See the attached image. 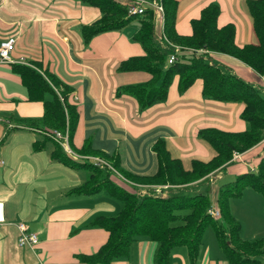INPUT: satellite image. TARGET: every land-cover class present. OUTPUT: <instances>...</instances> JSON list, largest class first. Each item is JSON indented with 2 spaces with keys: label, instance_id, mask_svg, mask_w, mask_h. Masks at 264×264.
<instances>
[{
  "label": "crops",
  "instance_id": "obj_1",
  "mask_svg": "<svg viewBox=\"0 0 264 264\" xmlns=\"http://www.w3.org/2000/svg\"><path fill=\"white\" fill-rule=\"evenodd\" d=\"M209 4L218 6L217 27L234 26L236 44L257 43L246 0H176V33L189 35L191 21ZM135 17L140 20V16ZM98 18L95 7L78 0H0V43L15 39L10 53L13 62L0 63V202L4 218L0 223V264H88L81 258L97 252L107 239V232L91 226V222L98 216H113L121 208L119 200L103 190L93 194L73 192L87 179L89 167L72 166L55 158L54 143L39 133L42 127L29 126L42 117L43 106L40 101L28 100L12 65L32 67L31 63H38L41 70L70 87L68 102L78 114L71 148L81 153L88 146L90 153L81 154L109 163L104 156L112 157L126 173L151 175L156 171L152 145L157 139L164 140L171 157L179 159L184 169H190L192 160L206 162L215 155L211 146L198 138L199 130L214 127L241 132L249 128L240 118L239 104L203 98L199 80L179 93L178 78L174 77L176 81L172 79L163 102L138 108L120 89L146 82L149 74L118 67L123 60L144 54L135 40L139 26L129 21L119 30L84 41L81 27ZM153 23L154 36H159L161 26L154 16ZM207 58L210 64L250 85L257 81L251 69L230 56L211 53ZM44 98L49 100L50 96ZM263 155L264 141L242 153L240 161L228 162L182 189L198 186L221 172L230 183L236 176L254 170ZM176 188L168 192H176ZM228 203L242 240L264 238L260 194L246 187ZM17 222L37 235L34 247L17 245ZM155 247L152 242L135 240L124 257L109 264H153ZM180 247L184 246L170 251L169 264H227L218 243V251L200 246L192 262L186 247Z\"/></svg>",
  "mask_w": 264,
  "mask_h": 264
},
{
  "label": "trees",
  "instance_id": "obj_2",
  "mask_svg": "<svg viewBox=\"0 0 264 264\" xmlns=\"http://www.w3.org/2000/svg\"><path fill=\"white\" fill-rule=\"evenodd\" d=\"M78 1L95 7L99 12L97 20L81 27L84 41L103 32L119 30L135 18L128 16L126 7L114 0ZM160 2L163 35L169 43L190 50L204 49L209 53H221L238 60L256 74L264 73V0H246L257 43L243 45L236 44L232 24L217 27V5L209 4L202 8L199 17L191 21V33L183 36L178 35L174 29L176 0ZM153 25V16L147 11L140 17V27L135 34V40L143 48L144 54L123 60L118 67L121 71L146 72L149 79L144 83L127 85L120 89V93L133 98L138 108L143 109L165 100L174 77L178 78L179 93L199 80L203 98L239 104L240 118L249 126L248 130L241 132L214 127L199 130L198 138L207 142L215 155L206 162L192 160L190 169H184L179 159L171 157L164 140L157 139L152 145L157 163L156 171L151 175H125L142 184L186 186L223 168L230 162L233 153H244L264 139V97L252 85L221 71L202 56L197 57L187 50L181 51L183 53L177 55L175 62L167 64L171 48L165 43L157 44ZM31 65L32 67L20 64L11 66V70L25 87L28 100L40 101L43 106L42 117L31 121L29 126L59 131L67 126L70 143L78 120L76 107L68 102L71 88L53 74L41 70L38 63ZM45 95H49L50 99H45ZM54 146L55 158L72 166L89 167L87 179L73 192L93 194L103 190L121 203V208L115 215L98 216L91 222V226L107 232V239L97 252L81 258L86 263L109 264L112 260L124 257L130 244L138 239L156 245L153 264H169L170 251L179 246L186 247L188 258L192 262L198 255L204 229L210 224L227 264H264V238L242 240L238 234L239 224L228 209L229 198L238 197L248 187L261 195L264 210V155L258 159L254 170L246 171L236 176L232 182L220 186L216 206L220 212L219 217L227 224L225 228L207 212L211 205L208 196L204 194L186 196L173 191H167L164 197L141 194L133 186L125 187V183L107 169L71 162L58 145L54 143ZM80 152L88 153V146ZM104 157L114 168L120 169L116 159Z\"/></svg>",
  "mask_w": 264,
  "mask_h": 264
},
{
  "label": "built area",
  "instance_id": "obj_3",
  "mask_svg": "<svg viewBox=\"0 0 264 264\" xmlns=\"http://www.w3.org/2000/svg\"><path fill=\"white\" fill-rule=\"evenodd\" d=\"M121 3L126 7V13L128 16H143L146 14L147 11H150L152 16H154L155 19L159 21L160 26L162 27V17H163V11L162 6L160 3V0H121ZM162 36V33H160ZM163 38V37H162ZM167 44L171 51L167 55V64H172L177 60V55L181 51H183L181 47L177 45H173L169 43L167 40L163 38V43ZM162 43V42H161ZM15 39H7L4 42L0 43V63L6 64L13 62L10 58V53L14 48ZM188 52L193 53L196 56H202V58L206 61H208L207 58V51L204 49H197V50H190L187 49ZM257 81L252 85L256 90L259 92L264 93V73L257 74L256 75ZM39 133H41L45 138L51 140L53 143L58 145L60 149L62 150L63 154L71 159L74 162L81 163V164H89L92 167L98 168V169H112L110 164L96 156H89V155H81L76 153L69 144V132L67 126H65L63 131L59 130H39ZM233 160H239L240 154L234 153L232 156ZM3 164V161L0 157V166ZM151 191H155L156 196H162L165 195V187H152V186H145L141 189V194H153ZM207 212L209 215L213 218L219 217V211L218 209H208ZM4 221L3 218V203L0 202V223ZM15 227L18 231V237H17V245L19 247H28L32 248L38 243L37 235L33 232H30L26 225L22 222H17L15 224Z\"/></svg>",
  "mask_w": 264,
  "mask_h": 264
},
{
  "label": "rangeland",
  "instance_id": "obj_4",
  "mask_svg": "<svg viewBox=\"0 0 264 264\" xmlns=\"http://www.w3.org/2000/svg\"><path fill=\"white\" fill-rule=\"evenodd\" d=\"M114 1H117V2H119L120 4H123V3H121V0H114ZM151 1H153V0H151ZM161 3V2H160ZM140 18V17H139ZM130 23L131 24H136L137 25V27L139 26L140 27V20L138 19V18H133V19H131L130 20ZM131 27V26H130ZM129 27V28H130ZM161 33H162V36H161V34H159V36L157 35V36H155V39H157L156 40V42H157V44L158 45H162V44H164L163 43V38L165 39V40H167L165 37H164V35H163V30H162V27H161ZM163 37V38H162ZM162 42V43H161ZM188 48H183L182 50H187ZM181 53V52H180ZM208 53V55L209 54H211V52L209 53V52H207ZM207 55V56H208ZM198 57V56H197ZM216 67H218V66H216ZM219 68V67H218ZM220 69V68H219ZM221 71L223 70L222 68L220 69ZM255 74V76L257 75L256 73H254ZM176 81V78L175 79H173V82H175ZM173 84V83H172ZM262 94V97H264V93H261ZM264 141V139L261 141V142H263ZM260 142V143H261ZM70 144V143H69ZM76 153H78V154H81V153H79V152H77V151H75ZM234 154V153H233ZM233 154H232V156H233ZM237 154H240V156H241V154L242 153H237ZM81 155H83V154H81ZM231 161H236V160H233V158L231 157V160H230V162ZM238 161V160H237ZM239 161H240V159H239ZM109 163V162H108ZM110 164V166H111V170L110 169H107V171L108 172H110L113 176L115 175V176H117V178H119V179H121V177H123L122 179H121V181H124L123 183H125V187L126 186H133L134 188H136V189H140L141 190V188H143V187H145V186H152V187H159V188H161V187H165V191H168V190H170L171 188H173V189H171V190H175L174 188H176V194H178V195H186V196H193V195H195V194H204V195H206V196H208V199H209V201H210V205H211V209H218L217 208V206H216V199H217V196H218V190H219V188H220V184H224V183H227L228 181V178L229 177H227L226 176V174H224L223 172H221L220 174H218V175H216L214 178H212L211 180H207L206 182H203L202 184H200V185H198V186H194V187H190V189H188V188H185V189H182V187H184V186H171V185H168V184H157V185H154V184H152V185H150V184H142V183H139V182H136L134 179H131L129 176H126L125 177V175L127 174L126 172H124L123 173V170H121V169H116V168H114V166L112 165V163H109ZM118 170V171H117ZM213 173V172H212ZM211 174V173H210ZM124 175V176H123ZM221 177H223V179L221 180ZM234 180V179H233ZM187 186V185H186ZM222 186V185H221ZM178 187L180 188L179 190H177L178 189ZM193 190H196V191H193ZM200 190V191H199ZM151 193H153V191H151ZM151 196H156L155 195V191H154V193L153 194H151ZM165 195H162L161 197H164ZM228 209H229V213L231 214V216L233 217V214H232V207H231V205H230V203H228ZM219 211V210H218ZM219 216H220V212H219ZM215 219H217L218 220V222L221 224V225H223L225 228L227 227V224L225 223V221L222 219V217H218V218H215ZM236 221V220H235ZM237 222V221H236ZM238 223V222H237ZM248 240V239H247ZM201 247H206L205 249H207V248H214V250H216V251H218V247H217V243H216V238H215V235H214V232H213V229H212V227H211V225L209 224V225H207L206 226V228L204 229V232H203V237H202V245H201ZM178 249H185L184 247H180V248H178ZM202 249V248H201ZM219 255V254H218ZM224 261V260H223Z\"/></svg>",
  "mask_w": 264,
  "mask_h": 264
}]
</instances>
